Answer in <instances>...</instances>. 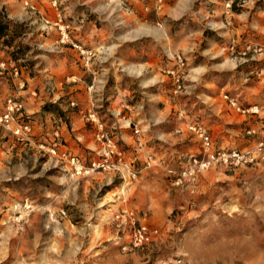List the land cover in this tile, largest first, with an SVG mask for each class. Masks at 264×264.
<instances>
[{
	"label": "rangeland",
	"instance_id": "374dc122",
	"mask_svg": "<svg viewBox=\"0 0 264 264\" xmlns=\"http://www.w3.org/2000/svg\"><path fill=\"white\" fill-rule=\"evenodd\" d=\"M0 23V112L42 91L60 133L91 134H61L86 164L95 113L137 173L73 176L0 131V264H264V0H0ZM195 124L254 161L202 169ZM140 224L158 234L135 248Z\"/></svg>",
	"mask_w": 264,
	"mask_h": 264
},
{
	"label": "built area",
	"instance_id": "2783aa9c",
	"mask_svg": "<svg viewBox=\"0 0 264 264\" xmlns=\"http://www.w3.org/2000/svg\"><path fill=\"white\" fill-rule=\"evenodd\" d=\"M87 57L88 60L91 59V52L87 54ZM12 71L15 77L20 73L15 63L12 64ZM18 85L20 89H23L25 87V82L20 81ZM229 102L237 111L246 112L241 110L234 99H230ZM71 106L76 107V104L72 102ZM87 120L100 126L97 138L102 143L103 149L100 152L99 159L91 160L89 164H86L85 160L73 154L72 151L62 144V136L58 123L53 134L54 139L50 143H41L39 148L52 158H55L58 162L63 163L73 176L86 177L95 173L108 171L121 172V170H124L128 172L129 176L136 178L137 173L132 170L130 164H126L123 161V152L118 148L115 140L101 129L102 125L99 124V118L96 117V114L89 113ZM0 131L12 135L19 141H29L31 139L32 120L25 114L24 103L19 98L13 96L7 98L3 110L0 112ZM190 131L200 140L205 152L206 158L202 161L194 160L196 165L198 164L202 169H208L212 164L238 167L241 164H250L254 161V158L247 153L235 150L231 152L216 151L211 136L201 125H192ZM135 133L139 134L140 130L136 128ZM259 148L260 151L263 150L264 142L260 144ZM184 176H188L190 180L195 181L196 169L186 171ZM157 234V230H151L147 225L140 224L134 228L132 233L133 246L135 248L142 247L151 242Z\"/></svg>",
	"mask_w": 264,
	"mask_h": 264
},
{
	"label": "crops",
	"instance_id": "0c3cea01",
	"mask_svg": "<svg viewBox=\"0 0 264 264\" xmlns=\"http://www.w3.org/2000/svg\"><path fill=\"white\" fill-rule=\"evenodd\" d=\"M21 94L24 97L23 103L25 106V114L32 120V140L35 141V137H37L39 141L50 143L54 139L53 134L56 129L54 125L62 121L61 116L54 112L44 110L45 101H47V99L45 98V101H43L42 91L37 92L36 90H27L21 92ZM57 94L58 97L54 98L52 102L58 104V107L66 113L65 117L71 119V124L84 121V118L81 117L80 114L72 113L71 110L68 112L69 108L67 106L63 103H58V100L61 97L60 95H62L63 92H58ZM70 131L77 136L75 128H72L71 130L69 128L66 130L64 126L61 128V134L66 137V140H72L73 136ZM90 136L91 134L84 129L81 130L76 139L82 140Z\"/></svg>",
	"mask_w": 264,
	"mask_h": 264
},
{
	"label": "trees",
	"instance_id": "16d2710c",
	"mask_svg": "<svg viewBox=\"0 0 264 264\" xmlns=\"http://www.w3.org/2000/svg\"><path fill=\"white\" fill-rule=\"evenodd\" d=\"M7 31H8V26L3 24V23H0V45H1V41L4 39V37H6L8 35ZM4 42H5V44H9V40H6ZM50 108H51V106H46L45 111H49Z\"/></svg>",
	"mask_w": 264,
	"mask_h": 264
},
{
	"label": "bare ground",
	"instance_id": "6f19581e",
	"mask_svg": "<svg viewBox=\"0 0 264 264\" xmlns=\"http://www.w3.org/2000/svg\"><path fill=\"white\" fill-rule=\"evenodd\" d=\"M140 73V72H139Z\"/></svg>",
	"mask_w": 264,
	"mask_h": 264
}]
</instances>
